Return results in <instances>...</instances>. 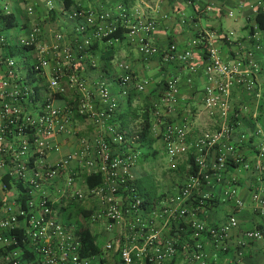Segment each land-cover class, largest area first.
<instances>
[{"label": "built area", "instance_id": "1", "mask_svg": "<svg viewBox=\"0 0 264 264\" xmlns=\"http://www.w3.org/2000/svg\"><path fill=\"white\" fill-rule=\"evenodd\" d=\"M44 2L48 11H54L64 0ZM211 11L208 6L203 14ZM257 12L264 13V2ZM12 13L11 5L0 0V18ZM27 14L36 18V8L29 7ZM69 19L72 41L55 32L45 42L41 27L34 23L13 45L23 55L11 56L7 51L0 58V186L8 197L2 201L0 215V248L5 255L0 264H96L100 260L107 264H214L207 248L229 252L237 219L233 216L213 224L208 220L210 210L219 203H231L237 210L244 207L234 180L224 191L216 190L229 171H254L251 202L264 218V115L257 107L253 124L245 131L232 105L237 85H244L257 103L264 101L258 79L262 70L254 52L259 47L246 52L248 68L243 72L241 62L232 64L218 55L208 32H201L185 50L172 44L162 53L153 41L158 21L123 2L110 9L79 8ZM190 21L183 20L182 25ZM119 26L128 30L124 38L135 44L144 59L160 55L165 65L192 74L197 73L193 50L206 51L203 105L213 130L192 138L187 118L177 121L181 76L166 79L153 106L145 147L143 130L128 133L120 128V102L110 84L105 80L89 83L79 66L93 43L106 41ZM253 30L255 38L261 30L258 25ZM8 40L0 30V48L10 49ZM119 69L117 86L123 98L129 97L132 87L144 91L145 84L135 83L130 64H120ZM81 128H93V139L81 136ZM154 142H160L171 159L193 155L198 171L175 196L148 210L134 187V170L139 159L154 150ZM242 145L253 152V163L245 162L239 153ZM67 147L71 151L60 156ZM97 175L101 182L89 187L87 178ZM80 203L91 213L87 225L103 241L101 253L93 257L80 254V218L77 223L69 217ZM263 237V230L246 231L235 247L251 246Z\"/></svg>", "mask_w": 264, "mask_h": 264}, {"label": "crops", "instance_id": "2", "mask_svg": "<svg viewBox=\"0 0 264 264\" xmlns=\"http://www.w3.org/2000/svg\"><path fill=\"white\" fill-rule=\"evenodd\" d=\"M11 5L12 12L21 25V29L16 30L19 36H26L34 23L39 25L43 31L42 40L49 42L55 32L63 33L68 41L73 40V22L69 15L72 11L82 8L110 9L117 3H125L131 10H140L147 14L149 18L158 21L159 27L153 36V41L159 46L162 53L167 52L172 44L178 46L180 50L189 48L190 43L201 32H208L212 47L217 50L218 55L232 64L241 62L239 69L245 71L246 52L255 50L258 64L261 66V73L258 76L264 89V31L254 36V27L257 26L255 18L258 14V6L264 0H72V5L67 7L66 1L62 6L54 11H48L44 0H5ZM211 6L212 11L203 14L206 7ZM29 7H35L37 17L31 18L27 14ZM183 20H191L188 26H183ZM1 23V21H0ZM10 30H4L12 45L10 49L0 48V58L7 54L8 50L16 53L13 47L18 42V37L9 36ZM208 47V46H207ZM205 50L195 48L193 50V65L197 68V73L192 74L188 70L179 69L175 65H165L159 55L154 58L144 59L139 53L135 44L130 43L124 38L119 42L97 41L93 43L92 50L88 56L80 62L79 66L82 74L88 79L89 83L98 80H105L110 84L114 96L120 102L121 116L119 121L120 128L128 133H133L143 129L142 112L149 108L151 111L150 123L153 122V107L159 100L160 93L167 78L171 76H181L179 91V103L177 106L176 119L187 118L191 127V137L195 138L202 131L213 130L212 122L206 116L203 105V95L205 88L206 57ZM127 63L132 66L136 84H145L144 91L138 92L132 87L128 98H123L117 86L118 79L122 72L120 64ZM182 71V72H181ZM2 70L0 68V77ZM232 105L241 120L245 123L244 129L253 124V115L258 108L264 115V101L257 103L255 98L246 92L244 85H237L232 94ZM261 122V121H259ZM85 129V128H84ZM242 130V131H243ZM81 136L93 139L94 129L83 130ZM154 150L162 147L160 142L153 143ZM71 151L70 147L64 149L60 156ZM239 153L244 161L254 162V154L247 145L239 147ZM146 157V156H145ZM144 157V158H145ZM214 160L211 156L210 161ZM187 168L189 166L187 165ZM135 171V170H134ZM138 171V170H136ZM134 172L139 178L137 172ZM254 178V171L250 170H231L225 175L224 184L217 186L218 193L228 188L230 182L234 180L236 189L244 207L237 210L231 203H219L210 210L208 215L209 222L220 224L228 218L235 216L237 226L232 231L231 250L223 253L212 248H207L209 257L214 264H264V237L261 241L238 249L235 241L240 239L244 232L259 229L264 232V218L255 210L249 191V185ZM8 197L2 192L0 186V215L2 216V201H7ZM69 208V207H68ZM71 218H76L78 223L77 208L72 210ZM71 211V213H72ZM92 234H94L92 232ZM95 235V234H94ZM97 236V235H96ZM97 244H103L102 239L97 236ZM4 251L0 248V258H4ZM100 259V258H98ZM96 264H107L104 260L97 261Z\"/></svg>", "mask_w": 264, "mask_h": 264}, {"label": "trees", "instance_id": "3", "mask_svg": "<svg viewBox=\"0 0 264 264\" xmlns=\"http://www.w3.org/2000/svg\"><path fill=\"white\" fill-rule=\"evenodd\" d=\"M65 1L67 7H70L72 5L73 2L72 0H65ZM0 19H1L0 30L21 29L20 27L21 25L19 24V22L16 19V16H14L13 13L9 16L1 17ZM255 23L258 25L261 31H264V13L257 14L255 18ZM127 31L128 30L119 26L117 30L111 33V35L106 39V41H110V40L121 41L124 39V35L127 33ZM17 52L21 54L23 51L17 50ZM7 55L15 56L16 53L14 54L13 51L8 50ZM149 108L144 109L143 112L141 113L143 118V122H142L143 131L141 133L142 147H145L146 137L148 134V130L151 126L150 123L151 111ZM151 108L154 109V107ZM119 115L121 116V113ZM120 116L118 122L121 121ZM159 152H160L159 149L152 150L148 152L146 157L144 156L145 157L144 159L147 160L148 158H152L153 160L156 158ZM187 164L189 166L187 170L188 171L187 174L189 176L196 175L198 168L195 165V158L193 157V155L191 154L188 155ZM100 182H101L100 175L87 178V184L89 187H94L95 185H98ZM134 187L139 193V196L143 199L144 205L147 207L148 210L154 209L156 206L160 205V203L167 198L166 194L157 195L154 186L152 185L151 187H149L148 185H146L145 180L141 177L135 179ZM76 208H77V216L80 218L79 230H78V235L81 240L80 254H82V256L84 257H93L99 255L101 253V250L97 244V236L92 234L90 227L87 225V219L89 218L91 213L89 210L83 207L81 203L79 205H76Z\"/></svg>", "mask_w": 264, "mask_h": 264}, {"label": "rangeland", "instance_id": "4", "mask_svg": "<svg viewBox=\"0 0 264 264\" xmlns=\"http://www.w3.org/2000/svg\"><path fill=\"white\" fill-rule=\"evenodd\" d=\"M8 35L16 38L19 34L16 30H10ZM17 55H20V53L17 52ZM83 130L85 129L83 128ZM158 147L160 152L156 158L145 160L144 157H141L135 171L138 170L136 171L137 174L145 180L146 185L149 187L154 186L157 195L166 194L169 198L175 196L191 177L187 174L188 155L171 159L166 156L163 146ZM85 205L82 204L83 207Z\"/></svg>", "mask_w": 264, "mask_h": 264}]
</instances>
